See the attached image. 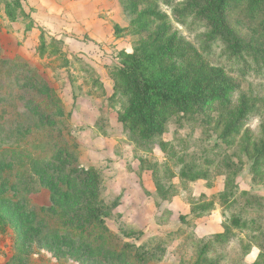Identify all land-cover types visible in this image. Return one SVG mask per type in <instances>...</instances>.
<instances>
[{"label": "rangeland", "instance_id": "374dc122", "mask_svg": "<svg viewBox=\"0 0 264 264\" xmlns=\"http://www.w3.org/2000/svg\"><path fill=\"white\" fill-rule=\"evenodd\" d=\"M21 3L33 20L19 10L11 18L0 3V264H144L138 255L152 250L162 258L149 264H264V2L228 3L223 34L214 0ZM126 55L143 59L170 94L204 98L221 88L229 106L190 113L154 101L166 121L146 140L140 126L123 122L130 103L111 75ZM40 90L62 100L56 116L50 99L35 108ZM48 116L55 133L70 129L76 152L63 150L62 138L46 144ZM34 122L40 130L31 135ZM139 135L143 149L131 139ZM11 148L34 157L11 158ZM82 169L102 180L86 185ZM182 171L203 178L188 181ZM173 185L178 195L162 198ZM104 197L121 199L105 220L109 231ZM199 203L214 209L195 216ZM232 218L256 229H235L201 258L202 245Z\"/></svg>", "mask_w": 264, "mask_h": 264}, {"label": "trees", "instance_id": "16d2710c", "mask_svg": "<svg viewBox=\"0 0 264 264\" xmlns=\"http://www.w3.org/2000/svg\"><path fill=\"white\" fill-rule=\"evenodd\" d=\"M5 3V9L7 12V15L11 18L17 19L16 16L18 14L16 13L18 10L23 12V15L27 16V18H31L30 15L25 14V10L22 8L21 0H0V3ZM232 2V0H214L215 6L214 9L217 14V21H218V27L215 29L217 32H221L222 34L224 32H227L229 29L227 27L226 18L224 16L225 9L228 5V3ZM261 2H264V0H255V5L260 4ZM47 42L44 38L41 40V54L44 53V48L46 47ZM231 49L234 53H236L239 50V42L234 39V41L231 44ZM54 52H58V50L55 48ZM125 62L123 63V66L116 71L112 72V78L114 80L115 85L119 84L122 86L124 90V94L127 96L128 101L130 105L126 107V110L123 113V122L128 125V122H133L135 126H140L142 129V136L144 139L149 140L150 138L161 135L164 129L165 125V114L157 108V106L153 103L154 101H158L160 103H169L173 106L178 107L179 109L185 111V112H195L196 110H212L214 107L216 109L219 108H226L229 106L230 99L228 91H223V89H217L216 91L210 92L209 95L205 96L204 98L200 97L197 94L185 92L184 94L179 93L180 91H177L176 94L174 93H168L164 90L161 80L156 77L148 76L146 73V69L143 65V59L137 58L133 55H126ZM33 77H37L36 71L34 72ZM32 80L30 78V82L32 84ZM116 87V86H115ZM41 93V98L39 100H36L35 108L37 111L41 109V104L45 105V102L47 100L50 101V103L56 104L55 110L51 113L52 116L57 110H61L63 108L62 106V100L57 97L56 94H54L53 91H39ZM44 96V97H43ZM113 98V97H112ZM52 106V105H51ZM50 106L47 105L46 108H49ZM246 114V111H241L239 118L236 120V122L233 124V126L238 127L244 123V115ZM54 120L53 118L49 119V116L47 117V125L46 128V136L49 135V138L46 139V144L50 145L52 142L55 144H51V146H56L59 144V138L61 139V142L64 144L63 150H68V152H76L78 150H74L75 147H80L79 143L76 142L74 135L68 130H59L56 131L55 129L51 128ZM61 122H64V119H61ZM38 125L36 122H34L33 127L27 131L29 134H34L35 132H38ZM40 130V129H39ZM141 135L138 136L139 139L131 138L132 140H135L136 147L139 149H143L146 147V144L140 143L141 140H143ZM40 137V134L38 136H32L31 141L36 146H41V141L38 140ZM57 142V144H56ZM17 145H20L19 143ZM163 152H168V144L167 142H162L160 144ZM50 151V150H48ZM4 152L8 153V155L11 158L20 157L25 160H30L32 157H34L33 153L30 152H24L21 151V148H11L6 149ZM87 171H90L89 168ZM82 172L85 173V181L86 185H89V181H91V173L86 172L84 169H82ZM180 176L182 179L188 180V181H195L200 178H203V175L192 173L189 171H182L180 173ZM100 178L102 180V177L93 178V185H98L100 183ZM90 188H94L90 187ZM86 191V194H90V196H97L96 190ZM162 192V191H161ZM157 193H160L159 188H157ZM178 195L177 188L173 185L169 187L163 195L162 198L169 199L173 196ZM86 197V195H85ZM89 202V201H87ZM121 203V199L118 198L116 200H108L104 197V199H101L100 201V207L103 208V224L106 227V229L109 231L107 225H106V218H109L113 215L114 209H116ZM206 205L204 203H199L196 206L192 208V212L195 216L202 217L203 212L207 211L210 212L212 209H214V205L210 208H206ZM205 210V211H204ZM184 218V216H182ZM255 223H246L245 221H242L239 218H232L224 225V230L222 232L215 233L212 235L203 245L200 252V257H204L207 255V253L219 248L225 246L227 243H229L232 238L235 236V229H256L254 226ZM6 228V222L0 215V231H5ZM111 233V232H110ZM113 235V233H111ZM140 260L143 259L144 264H149L151 262H157L161 260V255L159 253H156L154 250L149 252L148 254L141 253L138 255ZM198 264V263H195Z\"/></svg>", "mask_w": 264, "mask_h": 264}]
</instances>
